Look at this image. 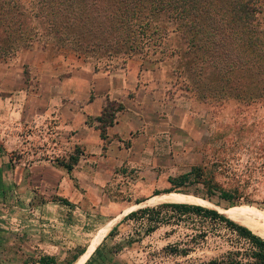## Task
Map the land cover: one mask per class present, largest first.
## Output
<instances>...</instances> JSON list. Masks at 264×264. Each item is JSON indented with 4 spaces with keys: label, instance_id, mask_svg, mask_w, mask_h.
I'll list each match as a JSON object with an SVG mask.
<instances>
[{
    "label": "crops",
    "instance_id": "0c3cea01",
    "mask_svg": "<svg viewBox=\"0 0 264 264\" xmlns=\"http://www.w3.org/2000/svg\"><path fill=\"white\" fill-rule=\"evenodd\" d=\"M154 72L128 62L90 67L47 43L0 57V136L9 138L0 143V263L14 241L60 259L103 215L113 218L126 200L147 198L197 164L205 123ZM107 101L122 108L101 138L95 124ZM17 132L49 139L50 153L13 155Z\"/></svg>",
    "mask_w": 264,
    "mask_h": 264
},
{
    "label": "rangeland",
    "instance_id": "374dc122",
    "mask_svg": "<svg viewBox=\"0 0 264 264\" xmlns=\"http://www.w3.org/2000/svg\"><path fill=\"white\" fill-rule=\"evenodd\" d=\"M111 9L108 12L112 15L123 16L120 8ZM137 21L126 19L123 24L124 32L132 25L146 21L148 24L142 34L129 33L130 38L136 39L132 53L121 47L114 52L104 48L100 41L99 45L89 42L83 49L66 42L54 43L51 39L46 43L54 52L73 53L90 67H117L128 62L139 63L154 73L158 70L159 78L161 74L165 78L164 89L169 96L205 123L204 142L197 147L200 160L194 166L199 167V174L189 175V182L183 186L173 187L168 181L147 198L126 200L120 213L113 218L103 215L100 224L83 235L78 246L73 243L60 259H52L48 264H67L68 259L71 263L72 255L84 243V252L71 263L82 264L105 233L100 248L101 264H183L188 260L208 259L230 248L227 243L230 234L223 226L190 210L161 205L163 202L215 208L254 233L253 229L261 228L245 219L264 226V13L249 22V29L241 28L243 35L237 28L229 32L228 43L214 45L211 53L204 47H194L191 51L165 15L151 21L146 18L143 22ZM26 25L29 26L28 20ZM253 30L258 31L254 36L249 33ZM222 32L228 31L224 28ZM253 38L259 40L253 44L255 50L251 52L248 40L253 41ZM107 40L110 42L109 38ZM35 44L41 42L33 41L6 57L14 58L19 51ZM174 47L179 48L176 54ZM2 113L0 108V115ZM3 124L0 121V126ZM19 132L13 139L17 144L13 155L19 156L20 151H24L26 159L31 160L50 153L47 151L51 148L49 139L37 134L19 136ZM3 140H9L7 135L0 136L1 144ZM171 186L169 197L164 190ZM221 191L229 194L230 201L220 196ZM140 208L147 210L140 212ZM131 211L135 212L128 214ZM113 225L111 233L107 234ZM184 249L187 252L182 254ZM6 251L8 254L0 264H40L39 256L28 254L19 241L10 244Z\"/></svg>",
    "mask_w": 264,
    "mask_h": 264
},
{
    "label": "trees",
    "instance_id": "16d2710c",
    "mask_svg": "<svg viewBox=\"0 0 264 264\" xmlns=\"http://www.w3.org/2000/svg\"><path fill=\"white\" fill-rule=\"evenodd\" d=\"M105 1L109 2V5ZM146 4L149 8L145 7ZM115 5L121 9L123 16L108 12L110 7L117 11ZM263 8L264 0H35L34 3L30 0H0V57H6L10 53L28 47L33 41L44 44L49 39L54 43L66 42L82 49L89 42L92 45L96 43L99 45L101 42L104 48L114 52H118L121 47L132 53L136 47V39L130 38L129 33L142 34L148 24L147 21L145 24L138 23L132 25L131 29L126 27L124 32L123 24L126 19L143 22L144 18L151 21L160 18L161 15H165L174 24L179 39H183L191 51L194 47L196 49L204 47V50L211 53L214 45H226L231 37L229 32L233 33L236 28L243 35L241 28H248L249 22L255 20L259 13H264ZM27 20L30 27L26 25ZM224 28L228 32H222ZM249 33L254 36L258 31L253 30ZM105 35L112 43L108 42ZM257 40L259 39L248 40L251 52L255 50L253 44ZM262 44L264 46V42ZM172 50L174 54L179 52V48L174 47ZM121 108L120 103L110 101L105 103L95 124L101 138L104 137L105 127L112 123L115 113ZM60 165L66 170L71 169L70 163L61 162ZM198 171V166L191 167L189 171L168 176L167 179L173 187L183 186L189 182V175L199 174ZM172 186L164 190L169 193L167 195L169 197ZM157 192L156 190L153 193ZM220 196L228 201L231 199L225 191H221ZM161 205L190 210L208 217L223 226L230 234L227 239L230 248L225 252L205 260H188L183 264H264V237L252 232L231 215L226 217L215 208L205 207L206 205L202 206V204L163 202ZM146 210L147 208L139 209L140 212ZM245 220L264 229V226L255 221ZM113 228L114 225L107 234H110ZM204 231L205 229L202 230V234ZM101 242L102 240L82 264H101ZM83 249L80 248L77 252L79 254H73L71 259H77L84 252ZM186 252L187 249L182 250V254ZM50 260L52 259L46 255L38 258L40 264H48ZM66 263L68 264L69 261Z\"/></svg>",
    "mask_w": 264,
    "mask_h": 264
},
{
    "label": "bare ground",
    "instance_id": "6f19581e",
    "mask_svg": "<svg viewBox=\"0 0 264 264\" xmlns=\"http://www.w3.org/2000/svg\"><path fill=\"white\" fill-rule=\"evenodd\" d=\"M253 229V228H252ZM256 234H258L261 237H264V230L261 229H253Z\"/></svg>",
    "mask_w": 264,
    "mask_h": 264
}]
</instances>
